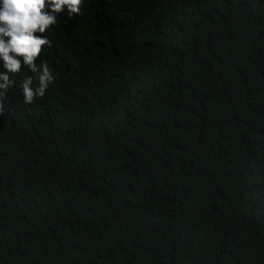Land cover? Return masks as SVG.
I'll list each match as a JSON object with an SVG mask.
<instances>
[{
	"label": "trees",
	"instance_id": "1",
	"mask_svg": "<svg viewBox=\"0 0 264 264\" xmlns=\"http://www.w3.org/2000/svg\"><path fill=\"white\" fill-rule=\"evenodd\" d=\"M82 13L5 94L0 264H264V0Z\"/></svg>",
	"mask_w": 264,
	"mask_h": 264
},
{
	"label": "clouds",
	"instance_id": "2",
	"mask_svg": "<svg viewBox=\"0 0 264 264\" xmlns=\"http://www.w3.org/2000/svg\"><path fill=\"white\" fill-rule=\"evenodd\" d=\"M85 0H0V116H4L6 93L16 81L11 77L25 68L34 74L20 81L25 105L43 98L55 81L49 61L41 59L45 48L52 47L48 31L61 21L82 15Z\"/></svg>",
	"mask_w": 264,
	"mask_h": 264
}]
</instances>
